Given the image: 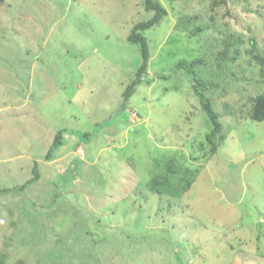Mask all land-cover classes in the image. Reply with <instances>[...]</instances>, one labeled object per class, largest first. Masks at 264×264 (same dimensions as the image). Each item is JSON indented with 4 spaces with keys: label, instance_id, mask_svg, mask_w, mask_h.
Here are the masks:
<instances>
[{
    "label": "rangeland",
    "instance_id": "rangeland-1",
    "mask_svg": "<svg viewBox=\"0 0 264 264\" xmlns=\"http://www.w3.org/2000/svg\"><path fill=\"white\" fill-rule=\"evenodd\" d=\"M144 1L0 5L7 264H264V120L247 115L264 94V0H222L215 13L212 0H158L168 13L144 31L148 71L122 107L141 62L128 35L153 14ZM194 75L222 124L213 154ZM167 163L170 186L153 190Z\"/></svg>",
    "mask_w": 264,
    "mask_h": 264
},
{
    "label": "trees",
    "instance_id": "trees-1",
    "mask_svg": "<svg viewBox=\"0 0 264 264\" xmlns=\"http://www.w3.org/2000/svg\"><path fill=\"white\" fill-rule=\"evenodd\" d=\"M5 0H0V5L4 2ZM211 5L209 6V8L211 10H214L213 13H215L216 8L219 6L220 3H222V0H212ZM144 7L147 11L152 12V16L148 19V20H144V21H138L134 24V26L132 27V30L130 32V34L128 35V40L130 42L133 43H137L140 46V54H141V62L137 68L135 77L131 80V82L126 86L124 92H123V103H122V107L125 106V104L127 103V101L129 100V98L131 97V95L134 93L136 87L143 82L144 77L148 71V64H149V60H150V51H149V46H148V42L147 39L144 35V31H146L147 29L153 27L155 24H157L158 22L161 21V19L167 15V9L158 1V0H145L144 1ZM186 17H187V21L191 22V18H189L187 15V13H185ZM194 17H199L198 15H195ZM209 21L212 22L214 20V14L209 15ZM195 19V18H193ZM203 20V19H201ZM207 23H200L195 25L194 28L188 30V33H190L191 36H195L197 34H199V32L204 31L205 29H207ZM186 28V26L184 27ZM226 45V44H225ZM230 45V43H228L225 47L226 49H224V51H222V59L223 60H233L236 57H238L241 53L237 48H234L232 56L227 52V48H229L228 46ZM255 57H256V62L260 64V67L262 70H264V50H262L261 52L257 49V46L255 47ZM201 62V59H195L192 62V65ZM185 64L183 63H179L178 66L179 67H183ZM186 69L192 73L193 70L192 68L186 66ZM194 79H195V84L193 85V87L195 88L197 94L203 99L202 100V104H203V108L204 110L207 112L209 118L211 119V122L213 123V128L211 130V132H209L206 135V139H207V143L208 144H212L210 150L207 152L209 154H213L216 152L217 148L215 146V141L214 138L215 136H217L219 139L222 138V136L219 137V131L222 128V124L219 120V115L218 113H216L213 108L211 103L209 102L208 99L205 98L204 94L199 92V88L203 87V83L200 79L197 78V76L194 75ZM249 102V106L247 108V115L254 120H264V94H257L256 96H254ZM244 104L246 105V103L244 102ZM248 104V103H247ZM85 135H87V133H84ZM63 145V130H59L55 136L54 139L52 141V145L50 146L47 154L45 155V159L46 160H52L55 157V151L61 147ZM36 168H37V163H35V167H34V174H36ZM166 170V172H165ZM163 173H158L156 174L153 179L151 180V188L153 190L156 191H160L162 192L163 189H159V188H163L164 186L169 187L170 183L169 180L171 178V172L173 173L174 169H173V164L171 163H167L166 168H165ZM192 180H194V178H192ZM191 183H187L186 184V188L190 187ZM159 187V188H158ZM0 264H7L5 261V255L0 254Z\"/></svg>",
    "mask_w": 264,
    "mask_h": 264
}]
</instances>
